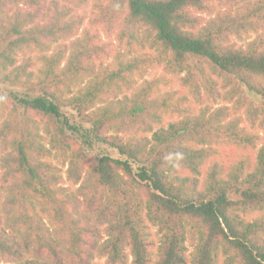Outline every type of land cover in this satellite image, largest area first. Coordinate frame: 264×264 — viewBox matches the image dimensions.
<instances>
[{
    "label": "trees",
    "instance_id": "obj_1",
    "mask_svg": "<svg viewBox=\"0 0 264 264\" xmlns=\"http://www.w3.org/2000/svg\"><path fill=\"white\" fill-rule=\"evenodd\" d=\"M0 119V264H264V0H0Z\"/></svg>",
    "mask_w": 264,
    "mask_h": 264
},
{
    "label": "rangeland",
    "instance_id": "obj_2",
    "mask_svg": "<svg viewBox=\"0 0 264 264\" xmlns=\"http://www.w3.org/2000/svg\"><path fill=\"white\" fill-rule=\"evenodd\" d=\"M94 1H91L83 10L82 12L85 14V16L87 17V21L85 23V26H88L89 25V19L92 15V12H93V5H94ZM205 18H208L207 15H204ZM119 27L120 25L119 24H116L114 29H113V32L110 34V39L113 40V42H115V44H117L118 42L115 41L116 39V36H117V32L119 30ZM102 38L104 40H108L107 38V35L106 33H102ZM254 36L251 38V39H245L243 41H239L238 44L239 45H243L245 46L248 42H250L251 40H253ZM117 42V43H116ZM162 72V68H156L155 70H151L149 76L147 77V79H151L155 74H160ZM179 88V87H178ZM11 91H14V92H17V93H23L24 92V89H21V88H4V93L6 95H8ZM253 99H255L257 102H260V99L257 98V97H252ZM224 105H228V106H232V104H228L225 100H220L214 105V108H217V107H221V106H224ZM198 107L200 108H204L206 106V103L204 102L203 104L201 105H197ZM72 114V111H70L68 113V115H71ZM242 114H244V112H242ZM1 121V119H0ZM244 126L248 129H252L253 131L257 132L260 136H262L263 140H264V133L263 131L261 130H258V129H253L251 128L250 124L248 121H246L244 123ZM87 153L89 154V156L93 157V158H97V160L101 159L103 156H111L113 158H120V155L118 154V152H116L115 150L109 148V147H106V146H102V145H95L94 148L92 149H89L87 148ZM66 168L64 169V172H65ZM65 186L67 187H70V184H66ZM152 232L153 234L155 235V238L156 240L159 239L158 237V233H157V230L156 229H152ZM188 248H189V251H192L193 250V247H191L188 243ZM97 263H100V264H106L105 260H98Z\"/></svg>",
    "mask_w": 264,
    "mask_h": 264
}]
</instances>
